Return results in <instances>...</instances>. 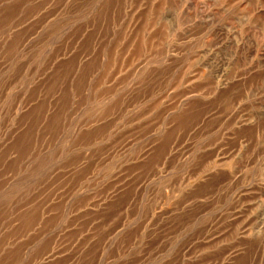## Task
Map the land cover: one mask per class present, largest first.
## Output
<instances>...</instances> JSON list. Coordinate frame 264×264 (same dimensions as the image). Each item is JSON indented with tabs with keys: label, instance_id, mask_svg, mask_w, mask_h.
I'll return each mask as SVG.
<instances>
[{
	"label": "rangeland",
	"instance_id": "obj_1",
	"mask_svg": "<svg viewBox=\"0 0 264 264\" xmlns=\"http://www.w3.org/2000/svg\"><path fill=\"white\" fill-rule=\"evenodd\" d=\"M0 264H264V0H0Z\"/></svg>",
	"mask_w": 264,
	"mask_h": 264
},
{
	"label": "bare ground",
	"instance_id": "obj_2",
	"mask_svg": "<svg viewBox=\"0 0 264 264\" xmlns=\"http://www.w3.org/2000/svg\"><path fill=\"white\" fill-rule=\"evenodd\" d=\"M73 63H74V62H73ZM80 63H81V62H80ZM67 66H68V65H67ZM75 67H76V66H75ZM75 67H74V68H75ZM79 67H81V66H79ZM82 67H83V66H82ZM74 68H72V69H74ZM75 69H76V68H75ZM78 70H79V69H78ZM72 74H73V73H72ZM74 76H75V75H74ZM46 79H47V78H46ZM40 81H41V80H40ZM65 82H66V81H65ZM68 82H69V81H68ZM92 84H93V83H92ZM86 85H87V84H86ZM62 86H64V85H62ZM84 86H85V85H84ZM56 101H57V100H56ZM58 102H59V101H58ZM58 102H57V103H58ZM55 103H56V102H55ZM59 106H60V105H59ZM54 107H55V105L53 106V108H54ZM66 108H67V107H66ZM51 111H52V110H51ZM58 111H59V110H58ZM43 113H44V112H43ZM65 114H66V112H65ZM62 117H63V116H62ZM65 118H66V117H65ZM62 119H63V118H62ZM42 120H43V119H42ZM63 120H64V119H63ZM44 121H45V120H44ZM41 122H42V121H41ZM43 123H44V122H43ZM41 124H42V123H41ZM48 124H49V123H48ZM64 124H65V123H64ZM39 127H40V125H39ZM32 131H33V130H32ZM35 132H36V131H35ZM42 132H43V130H42ZM60 132H61V131H60ZM62 133H63V132H62ZM42 134H43V133H42ZM57 134H58V133H57ZM58 135H59V134H58ZM58 135H57V136H58ZM33 137H34V136H33ZM41 137H42V136H41ZM39 140H40V139H39ZM40 142H42V139H41ZM44 142H45V141H44ZM49 142H50V141H49ZM49 142H47V143H49ZM50 143H51V142H50ZM34 144H35V143H34ZM54 144H55V143H54ZM31 147H32V146H31ZM41 147H42V146H41ZM45 147H46V146H45ZM47 147H48V144H47ZM47 147H46V148H47ZM42 148H43V147H42ZM46 148H45V149H46ZM29 151H30V150H29ZM38 151H41V150H38ZM37 153H38V152H37ZM28 154H29V153H28ZM39 154H40V153H39ZM34 155H35V154H34ZM32 156H33V155H32ZM22 160H23V159H22ZM22 160H21V161H22ZM26 160H27V159H26ZM28 160H29V158H28ZM28 160H27V161H28ZM24 162H25V161H24ZM20 163H21V162H20ZM24 166H25V165H24ZM67 202H68V201H67ZM7 241H8V240H7ZM2 242H3V241H2ZM3 244H4V243H3ZM14 244H15V243H14ZM1 245H2V244H1ZM7 246H8V244H7ZM10 246H11V245H10ZM8 248H9V246H8ZM1 249H2V248H1ZM24 250H25V249H24ZM6 251H7V250H6ZM23 254H25V253H23ZM25 256H26V255H25ZM26 257H27V256H26ZM93 258H94V257H93ZM23 260H24V258H23ZM23 260H22V261H23ZM26 260H27V259H26ZM92 262H93V260H92ZM95 262H96V261H95ZM13 263H14V262H13Z\"/></svg>",
	"mask_w": 264,
	"mask_h": 264
}]
</instances>
